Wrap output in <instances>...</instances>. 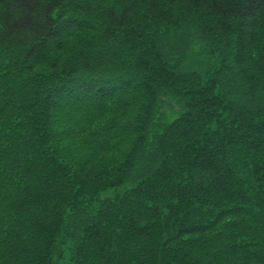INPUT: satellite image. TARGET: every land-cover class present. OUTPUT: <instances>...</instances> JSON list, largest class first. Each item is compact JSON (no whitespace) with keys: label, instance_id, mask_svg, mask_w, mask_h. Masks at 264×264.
<instances>
[{"label":"trees","instance_id":"1","mask_svg":"<svg viewBox=\"0 0 264 264\" xmlns=\"http://www.w3.org/2000/svg\"><path fill=\"white\" fill-rule=\"evenodd\" d=\"M193 25L202 53L219 46L229 62L186 63ZM226 66L264 95V0H0V136L15 149L0 162V264H56L61 242L74 264H264V106L236 105L241 91L230 96L219 83ZM35 88L38 111L20 94ZM166 92L185 113L155 123L153 101ZM144 111L153 119L136 162ZM46 120L73 127L70 140L90 163L107 149L118 159L66 171L64 150L53 158L42 143ZM236 129L248 138L223 135ZM92 177L100 180L87 187ZM89 210L95 219L83 225Z\"/></svg>","mask_w":264,"mask_h":264},{"label":"rangeland","instance_id":"2","mask_svg":"<svg viewBox=\"0 0 264 264\" xmlns=\"http://www.w3.org/2000/svg\"><path fill=\"white\" fill-rule=\"evenodd\" d=\"M189 32H190V35H191L190 39H191L192 43H194L196 41V39H198V40H197V42H196V44L194 46L195 47L194 48L195 49V53L193 55L187 57L189 61L186 62V63H189L191 65H192V63L194 64L193 56L200 57V59L203 60L202 61V64H204V65L206 64L205 66L211 64L210 62H212V59H214L213 62L216 63V66L221 65L224 62L225 63L226 62H229V59H230L229 55L230 54H227V53L223 54V52L225 50H221L219 46L218 47H214L215 45H212L211 42H210V40H209V38H206V37H205L206 41L204 40V38L202 39L203 44H204V46H207V47L210 46V45H211V48L214 47L213 50H212L213 53H211V52H207V54L202 53V51H201V45H202L201 43L202 42L200 41V38H201V35H203V34L201 32V29L198 28V26L193 25L190 28V31ZM187 46H188V44H185L184 43V49H186ZM97 47H100V45L97 44ZM218 50L221 51V52H218ZM174 53L175 52H173L171 55H169L170 56L169 59H176L180 63V57L179 58H176V56L178 54H174ZM189 54H187V55H189ZM219 55L222 56V57L223 56H225V57L220 58ZM226 57H229V58H226ZM179 63L177 65H179ZM227 67L228 66L223 67V69L221 71H218L219 72V77H220L219 78V83L222 84V86L227 90V93L230 96H231V94L233 96H235L238 93V91H241V94L242 95L239 96V100H241V101L240 102L238 101L236 105L242 106L244 108H252V107L256 108V107H261L262 105L264 106V95H262L260 92H258V90H255L256 89L255 88V85L253 86L254 87L253 89H251L249 87V85L246 86L243 82H241V79L239 78V76L233 75L235 72L234 71H231L230 69H227ZM222 74H225L226 77L221 78V75ZM205 75H206V73H204V77H205ZM36 78H37V76L34 77L33 79H36ZM157 80L161 81L160 74L157 76ZM54 81H55V79L52 80L51 83H54ZM129 83H132V81H130ZM133 83L131 84L132 87L134 86ZM69 87H71V85ZM69 87L66 88V90H64L65 92H62L63 99H64L63 101H65V104H66V102L68 104L69 101H71V99H74V97L71 94L73 90L72 89H69ZM236 90H238V91L236 92ZM261 91H263V90H261ZM143 95L144 96H147V95L151 96V94L149 93V91H147L146 94L144 92ZM153 104L155 106H157V113H156V116H155V123L160 122V123H168V124H171L175 120H177L180 117H182L183 114L185 113V109L180 104L178 98L176 96L170 94V92L169 93H167V92L166 93H163L161 96L158 97L157 102H156V100L153 101ZM244 104H247V105L244 106ZM236 108L237 107H235V109ZM64 109L60 111L62 113V115L65 113V110ZM231 109H234V106ZM112 110L113 109H111L109 111H112ZM5 112H6V115H10L9 112H11V110L10 109H7ZM60 112L58 114H60ZM58 114H56V115H58ZM62 115H60V117ZM11 116L13 118L19 119V117H15L12 114H11ZM72 116H73V114H72ZM72 116L70 118H72ZM107 116H110V113H107L106 114V117ZM113 116H115V115H113ZM2 117H7V116L4 115V111H0V119H2ZM64 118H65V115H63V119ZM104 119H105V117L101 118L99 121H102ZM72 120H74V119H72ZM45 122H50V124H49V126H46L45 125V128L47 129V131L45 130V137H44V140H42V143L43 144L45 143L46 146L48 144H50V146L52 147V149H54V152H52L50 150L51 153H53V156H52L53 158H54V155L56 154V152L59 153L60 151H63L64 150V153L63 152H62V154L59 153V155H57V158L59 159V156L62 155L61 159L64 160V161H66V163L69 164V165L66 164V163L63 164L64 162L60 161L63 165L68 166V167H65L66 171H71V170L75 171L77 169L86 168V172L89 173L88 171L92 170L95 165L98 166V165H100V163L105 162V158H110L111 160H113V158H117L118 157L117 153H114L113 151H110L109 149H107V150H104L102 152L101 156L98 157L99 159L97 158V160L94 163H90V161L86 159V154L84 152L81 153V151L80 150H77L76 147L74 148V146H73V144H72V142L70 140V137L71 136H69V135L73 131V127L70 129V128L66 127V125H65L62 128H60V127H58V125L56 124V122L54 123V121H52V120L51 121H47L46 120ZM225 123L227 125V121L226 120H225ZM18 124H19V122H18ZM32 126L33 125H31V127ZM68 129H70V131L67 132V133H65V131L68 130ZM88 129H89V127L87 126V130ZM92 129H94V128H92ZM248 131L249 130L246 129L242 133V130L239 131V130L236 129L235 131L223 132V135L226 137V139H230L231 137L233 138L234 136H235L234 138L237 139V135L239 133H242L241 137H243L244 139H247L248 137H244V136L247 135ZM16 132H19V131L16 130ZM40 134H41V138H42L44 136L43 135L44 132H40ZM251 134L254 135L255 134V131H253ZM36 135L37 136L39 135V129L38 128H36V130H33L32 129L31 131H29L27 136L30 137L31 139L35 140L36 139ZM140 135H141V133L139 134L138 132H136V134H135V136L133 138V144L136 142V137L139 138ZM253 139H254V137H253ZM145 140L146 139H144V142H145ZM10 142H7L6 141V138L5 139H2V136H0V157H1L0 162L2 160L6 164H9L11 162L9 159H6L5 160V158H3V154L5 152H9L10 153V151L15 150L11 146H9V143ZM37 142H39V141H37ZM141 143L142 142H140V146L139 147H142L143 148V145H141ZM129 144H130V141L127 144H125L124 147H122V148H124L125 154L130 150L129 148H132L134 146V145H132L131 147H128ZM135 146H136V148L138 147L137 144ZM82 154L84 155V158L82 157ZM136 155H137V152L134 155V157ZM144 158L146 159L147 156H145ZM255 160L258 161V159H256V158H255ZM60 162H56L55 161V163H57L56 165H58V166L61 165ZM114 162L115 161H112L111 163L113 164ZM79 166H82V167H79ZM16 167L17 168L20 167V164L19 165H16L15 168ZM81 171H84V170H81ZM109 172H110V175L109 176H107V173H106V175L104 174L102 176V178L105 177V176L109 177V178L106 177V180L103 182V184H110V183H108V181H110L112 179L111 178V176H112V168L109 169ZM194 174L196 175V173H194ZM93 180H95V177H92L88 181L85 179L87 187L89 185H91L92 182H96V181H98L100 179L95 180V181H93ZM118 185H119L118 188H114V187L110 186V187H108V189L106 191H102L101 193H99L97 195V197H96L97 198L96 202H93V204L94 205L101 206L104 202H106L108 200H111L114 197V195H115L114 193H116L118 190L127 189V187H129L128 185H126V183H122V184H118ZM91 187L92 186H90V188ZM110 188H112V189H110ZM5 194H6V192H5ZM201 196L202 195H200V197ZM162 200L165 201L166 199H163L162 198ZM201 200H202V203H203L204 200L203 199H201ZM210 204L213 205V202L210 203ZM89 209H92V207L89 208ZM95 212H96V210H89L86 213L83 212L81 214V218L83 219V225H85L86 223L88 224V221L89 222H92L95 219ZM68 238L71 240L70 237H68ZM58 251H59V254L60 255L62 253L63 254H62L61 260L57 259L58 261L56 262V264H63V263L64 264L65 263L66 264L67 263L74 264L73 262H71V260H72L71 257H70L71 247L68 244H67V248H66V247H64V243L61 242L60 245H59V247H58V249H57V252ZM119 258L122 259L121 256L118 257V259Z\"/></svg>","mask_w":264,"mask_h":264},{"label":"bare ground","instance_id":"3","mask_svg":"<svg viewBox=\"0 0 264 264\" xmlns=\"http://www.w3.org/2000/svg\"><path fill=\"white\" fill-rule=\"evenodd\" d=\"M13 82H15V81H13ZM18 85L19 84H16V88L18 87ZM209 85H210V83H209ZM40 92H41V90H39L38 88L37 89L36 88L35 89H30V91H22V92H20L21 97L23 98L22 103H25L27 101H30V102L33 103V105L28 106V108H30L32 110H37L38 111V108H40V107L36 108L37 105H36L35 102H37L36 100H37L38 97H41L42 96V93H40ZM12 104H15L14 101H12ZM147 112H149V111H144L143 112V115H140L139 118H138V120H139V123L138 124L141 127L135 128V131H138L139 134L141 133V135L139 136V138H137L138 139L137 142L135 143V145L137 144L138 147L135 148L137 150L136 151L137 152V155L135 157H133V160L136 161V162H138V161H141L142 162L143 161L141 159L142 155H140L141 154V151H139V150H143V148L142 147H139V146H140V142H142L141 145H143L144 144V139H146L148 137V132H147L148 123H149L150 120L153 119L152 118V114L153 113L152 112L151 113L149 112L147 114ZM61 115H62V113H61ZM150 167H151V165H150Z\"/></svg>","mask_w":264,"mask_h":264}]
</instances>
